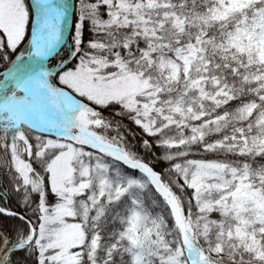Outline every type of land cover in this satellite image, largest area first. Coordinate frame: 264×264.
Returning a JSON list of instances; mask_svg holds the SVG:
<instances>
[{
  "label": "snow or ice",
  "instance_id": "obj_1",
  "mask_svg": "<svg viewBox=\"0 0 264 264\" xmlns=\"http://www.w3.org/2000/svg\"><path fill=\"white\" fill-rule=\"evenodd\" d=\"M0 264H264V0H0Z\"/></svg>",
  "mask_w": 264,
  "mask_h": 264
}]
</instances>
